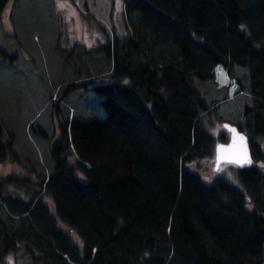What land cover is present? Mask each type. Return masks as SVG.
<instances>
[{"label":"trees","instance_id":"16d2710c","mask_svg":"<svg viewBox=\"0 0 264 264\" xmlns=\"http://www.w3.org/2000/svg\"><path fill=\"white\" fill-rule=\"evenodd\" d=\"M122 6L123 35L57 48L61 60L76 49L80 62L89 54L93 70L48 97L58 134L38 184L54 209L39 194L6 188L35 185L27 177L0 178V261L21 246L29 264H263L264 0ZM16 56L0 46V63ZM79 90L104 114H62L61 99ZM229 98L238 109L227 119L245 132L253 158L235 165L240 185L222 175L205 180L188 166L226 140L204 117ZM30 130L49 136L40 123ZM14 139L0 123V159L19 158Z\"/></svg>","mask_w":264,"mask_h":264},{"label":"rangeland","instance_id":"374dc122","mask_svg":"<svg viewBox=\"0 0 264 264\" xmlns=\"http://www.w3.org/2000/svg\"><path fill=\"white\" fill-rule=\"evenodd\" d=\"M126 32L122 0L7 1L0 14V46L17 56L13 62L0 63V123L6 133L9 130L15 134L13 147L19 158L0 159V178L16 174L35 183L32 187L11 183L6 186L8 191L24 198L39 194L54 209L52 198L38 184L50 170L47 147L58 134V117L52 108L56 101L52 102L48 97L54 94L57 98L62 84L72 78L84 79L89 75L88 71L93 70L87 60L89 54L80 62L76 49L69 52L66 60H61L57 48L70 49L75 42L92 47L112 33L123 35ZM216 79L219 84L227 82L220 73L216 74ZM77 93L79 95L81 90ZM237 109V102L229 98L205 115L207 129L216 140L221 134L228 139V132L221 123L230 121L227 118L236 115ZM68 111L80 118L104 114L96 97L89 92L80 97L73 94L69 99H61V113L66 115ZM37 123L44 126L49 139L33 134L30 125L35 127ZM260 165L264 170V163ZM188 166L205 180L222 175L240 185L234 174L235 165L222 163L215 170L213 155L192 161ZM74 239L79 238L74 234ZM29 263V256L21 246L7 252L0 261V264Z\"/></svg>","mask_w":264,"mask_h":264},{"label":"water","instance_id":"95a60500","mask_svg":"<svg viewBox=\"0 0 264 264\" xmlns=\"http://www.w3.org/2000/svg\"><path fill=\"white\" fill-rule=\"evenodd\" d=\"M222 126L228 132V139L226 141H217L213 149V168L216 170L222 163H232L237 167L250 166L253 163L247 135L240 130L236 124L230 121H222ZM243 137V141L239 138ZM221 149L227 151L222 152ZM246 150L248 159L251 163H238Z\"/></svg>","mask_w":264,"mask_h":264},{"label":"snow or ice","instance_id":"6c2138e0","mask_svg":"<svg viewBox=\"0 0 264 264\" xmlns=\"http://www.w3.org/2000/svg\"><path fill=\"white\" fill-rule=\"evenodd\" d=\"M239 139H240L241 141H243V137H240ZM221 151L224 152V151H227V150H226V149H221ZM236 162H238V163H251V160L248 159V157H247L246 150H245V152H244L242 158H241L240 160H237Z\"/></svg>","mask_w":264,"mask_h":264}]
</instances>
